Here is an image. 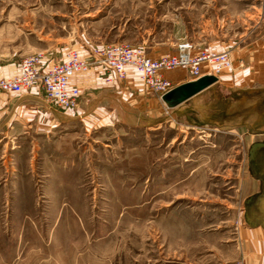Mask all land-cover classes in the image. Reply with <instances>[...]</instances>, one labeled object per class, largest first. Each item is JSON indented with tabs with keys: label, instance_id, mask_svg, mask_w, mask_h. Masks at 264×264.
Instances as JSON below:
<instances>
[{
	"label": "rangeland",
	"instance_id": "obj_1",
	"mask_svg": "<svg viewBox=\"0 0 264 264\" xmlns=\"http://www.w3.org/2000/svg\"><path fill=\"white\" fill-rule=\"evenodd\" d=\"M78 39L143 51L188 41L228 51L222 72L248 74L261 64L264 0H0L1 69L33 53L52 64ZM168 110L153 126L0 133V264H246L258 137Z\"/></svg>",
	"mask_w": 264,
	"mask_h": 264
},
{
	"label": "crops",
	"instance_id": "obj_2",
	"mask_svg": "<svg viewBox=\"0 0 264 264\" xmlns=\"http://www.w3.org/2000/svg\"><path fill=\"white\" fill-rule=\"evenodd\" d=\"M75 45L78 48L74 49L82 57L87 56L88 48L92 46L80 39L72 44ZM252 46L262 48L253 53L257 58H251L250 51L245 54L247 50L234 52L233 55L238 59L242 57L245 62L255 58L256 63H261L253 72L221 71L214 82L170 108L165 107L157 96L141 84L138 74L130 66L124 68L125 77L118 83L106 82V72L101 66H90L85 71L73 74L68 86L79 91L78 102L73 109L51 106L36 87L18 93L0 92V133L25 128L46 131L47 128L62 127L71 122L78 123L86 130L112 124L126 125L129 122L153 126L158 124L160 111L165 107L169 109L165 116L181 120L186 126L241 129L250 140L258 137L250 141L249 154L253 144L264 143V42ZM67 51L59 48L54 59L58 57L57 61L63 60ZM172 51L165 45H158L146 47L144 52L149 57L158 58ZM51 61L48 54L44 55L41 67L47 68ZM204 67L202 65L203 70ZM176 69L164 73L174 86L188 81L185 70ZM9 71L8 68H0V78L16 74L18 65L12 72ZM248 159V166L252 167L255 162L257 165L248 173L251 179L246 201L251 209L252 217L249 220L252 223L244 231L246 251L242 252V256L246 264H264V167L261 165L264 147L253 156L249 155Z\"/></svg>",
	"mask_w": 264,
	"mask_h": 264
},
{
	"label": "built area",
	"instance_id": "obj_3",
	"mask_svg": "<svg viewBox=\"0 0 264 264\" xmlns=\"http://www.w3.org/2000/svg\"><path fill=\"white\" fill-rule=\"evenodd\" d=\"M41 53L23 57L18 71L11 77L0 78V92L18 93L31 87L38 88L45 100L57 109H73L78 102L79 91L69 87L73 74L87 70L90 66H101L105 81L118 83L125 77L126 66L138 74L141 84L158 98L174 85L164 76L166 71L181 68L191 80L204 74L217 76L230 66V55L226 50L214 51L198 48L188 41L175 44L172 52L158 58L149 57L138 47L127 43H107L90 47L87 56L82 57L74 48L69 49L63 60L41 67ZM204 65V70L202 69ZM204 71V72H203ZM236 264H243L237 261Z\"/></svg>",
	"mask_w": 264,
	"mask_h": 264
},
{
	"label": "water",
	"instance_id": "obj_4",
	"mask_svg": "<svg viewBox=\"0 0 264 264\" xmlns=\"http://www.w3.org/2000/svg\"><path fill=\"white\" fill-rule=\"evenodd\" d=\"M216 80L215 76L202 75L193 80H188L173 86L170 90L159 97L165 107L170 108L185 101L192 95L201 91Z\"/></svg>",
	"mask_w": 264,
	"mask_h": 264
},
{
	"label": "bare ground",
	"instance_id": "obj_5",
	"mask_svg": "<svg viewBox=\"0 0 264 264\" xmlns=\"http://www.w3.org/2000/svg\"><path fill=\"white\" fill-rule=\"evenodd\" d=\"M264 147V143H255L250 147L249 155L253 156V154L260 148Z\"/></svg>",
	"mask_w": 264,
	"mask_h": 264
}]
</instances>
